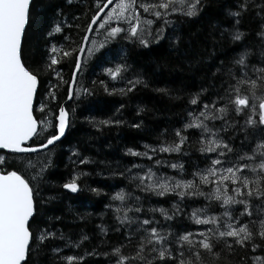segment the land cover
Here are the masks:
<instances>
[{
  "label": "trees",
  "instance_id": "obj_1",
  "mask_svg": "<svg viewBox=\"0 0 264 264\" xmlns=\"http://www.w3.org/2000/svg\"><path fill=\"white\" fill-rule=\"evenodd\" d=\"M143 1L149 5L159 3V0ZM97 2L33 0L30 26L26 28L24 37L27 65L35 68L42 64L52 45L63 46L65 50L81 46L90 18L98 10ZM240 2L200 0V10L191 17L183 14L187 10L169 11L171 13L163 18H156L152 14L153 25L147 47L140 45L136 39H125L126 33L119 34L83 63L77 82L82 88L89 89L90 94L82 92L77 96L74 93L73 98L68 100L67 84H62L51 89L56 94V100H50L48 89L56 85L57 80L55 76L43 79L36 94V118L51 120L57 105L66 102L70 125L64 139L48 149L51 150L50 160L43 166L41 163H31L32 166L24 173L26 179L36 176L31 186L39 193V227L56 234L38 251L35 250L37 246L33 245L34 251L28 264H67L61 257L68 255L83 256L84 259L78 264H115V256H105L104 253H111L113 247L127 243L128 236L133 237L134 245L145 234L140 229L143 220L154 221L153 226L166 234L170 241H174L183 232L198 231L205 227L192 222L193 210L204 209L203 213L219 216L226 210L222 202L208 200L201 195L179 198L174 193L158 196L143 191L142 186L138 187L140 181L136 177L152 169L161 177L195 180L199 184V179L194 178L193 173L205 170L213 159L218 158L216 153L200 151L202 136L207 139L211 133H215L216 139L223 140L233 149L225 157L233 161L237 155L250 152L257 143L260 133L251 128L241 131L244 116L234 111L217 119L204 120L210 132H204L203 128H183L185 124L191 123L188 113L196 116L205 104H211L213 98L223 95L224 89L233 83L225 73L228 69L238 72L239 66L232 62L245 48L250 53L247 70L250 71L253 65L264 66L261 63L264 40L257 35L262 30L261 24H264V11H261L264 0H249L248 10L238 26L244 35L241 41H233L234 18L228 13L237 11ZM179 3L181 0H175V4ZM165 19L169 21L167 25ZM57 23L61 25L62 31L49 36L52 26ZM111 24L127 27L125 23ZM160 28H163V34L157 40L156 30ZM104 32L99 30L102 42ZM65 36L69 39L65 40ZM77 54L73 53L61 60L57 68L68 83L71 82ZM117 64L126 65L127 70L120 79L112 80L103 69ZM135 78L141 79L142 83L127 91L131 87L128 81ZM100 81H104L107 86V93ZM113 89L116 91L113 92ZM120 89H125V92L121 93ZM201 89L205 91L201 92ZM196 93H200L197 104H191ZM41 105L46 106L42 115ZM215 107H219V104ZM106 119L120 123H99ZM178 129L187 138L181 144L180 151H159L161 144L168 146L179 142L175 135ZM43 139L41 133L28 144L36 145ZM145 145L149 147L146 149ZM128 148L135 152L147 151L148 155H130ZM1 155H7L9 161L13 160L8 152H1ZM85 158L87 162L81 164L80 161ZM172 164L181 167L173 168ZM19 167L5 164L0 169ZM74 173L79 177L77 182L80 186L76 193L62 187ZM121 190L125 199H113ZM200 191L210 192L211 186L200 185ZM173 205H176L179 214H174ZM126 208L127 213L124 211ZM135 208L141 211L135 212ZM159 208L166 209L172 219L166 220L160 212L153 211ZM230 211L234 217L240 216L237 223L257 222L264 217V210H261L259 201L255 199L250 207L251 216L247 213L241 216L243 206L239 204L230 206ZM125 215L128 219L122 220ZM32 226L36 227V221L32 222ZM85 236L87 239L82 240ZM252 243L261 247L253 249L251 243L244 248L235 246L231 255H222L215 264H252L255 257L264 258V241L257 237ZM53 248H59L60 252L54 253ZM124 251L127 254L131 248ZM153 264L160 262L154 261Z\"/></svg>",
  "mask_w": 264,
  "mask_h": 264
},
{
  "label": "snow or ice",
  "instance_id": "obj_2",
  "mask_svg": "<svg viewBox=\"0 0 264 264\" xmlns=\"http://www.w3.org/2000/svg\"><path fill=\"white\" fill-rule=\"evenodd\" d=\"M102 3L103 0H98V10L91 16L87 27L91 30L94 24H99L100 28L105 30L104 40L101 44H97L96 41L92 42L87 49L90 56L103 44L116 39L121 33H126L125 39H136L140 45L147 47L151 33H145L142 23L151 25L152 21H141L137 12V0H108V4L101 6ZM181 3L187 9L186 12H183V9L181 11L189 17L196 15L200 10V0H181ZM248 3L249 0H241L237 5V11L228 13L234 18L235 31L231 35L233 41H241L244 35L238 26L243 14L248 10ZM31 4L32 0H0V150H7L13 156V160L9 161L7 155H0V166L5 164L20 166L19 169H0V264H28V259L34 251L33 245L37 246L35 250L38 251L47 240L55 238L56 235L53 231L39 227L37 220L40 204L39 193L31 186L36 176L26 179L24 173L32 166L29 159L31 154L36 153L38 149H47L48 146H54L55 143L60 142L69 126V112L63 104H58L51 120L47 118L38 120L34 116L36 111L34 99L39 85L46 77H56V85H51L49 80L51 87L48 89V98L50 100H56V94L51 89L62 84H67L69 99L73 92L77 96L82 92L90 94V90L86 88L74 89L75 79L68 83L63 80L61 73L57 70L61 60L72 56L73 53L83 51V47L79 45L75 48L70 47L68 50H65L63 46L52 45L42 64L35 68L27 65L24 55V37L26 28L30 26ZM140 7L145 12L151 11L156 18L167 17L169 11L178 10L175 7V0H159L157 4H141ZM106 9L107 14L97 20V17H100ZM261 11H264V6H261ZM113 20L128 22L127 27L112 26ZM133 20L135 23H131ZM168 23L169 21L165 19V25ZM260 27L262 30L257 35L264 40V24ZM61 31L62 27L57 23L52 26L48 35L51 36ZM162 34L163 28L157 29L155 39H160ZM64 39L69 38L65 36ZM249 54L247 48L238 54V58L232 62L235 66H239L238 72L228 69L225 73L233 83H229L223 95L213 98L211 104H205L196 116L191 112L188 113L191 123L185 124L183 128H203L204 132H210L204 120L217 119L226 116L229 111H234L237 115L244 116L241 131L251 128L254 132L260 133L252 150L237 155L235 161L225 159L227 154L233 152V149L223 140L215 139L216 134L211 133L207 139L201 137L200 151L216 153L218 158L213 159L211 165L205 170L193 173L194 178L199 179V184L195 183V180L156 177L149 169L144 175L136 177L140 181L138 187L142 186L143 191H150L158 196H165L168 193H174L179 198L201 195L208 200L222 202V206L239 204L243 206L241 216L245 213L252 215L250 207L253 199L259 201V207L264 210V66L253 65L250 71L247 70ZM261 56V63L264 64V52ZM74 63L76 69L79 70L81 57L76 56ZM126 70V65L122 64L103 69L112 80L120 79ZM72 75L74 78L76 72ZM99 83L104 86V91L107 93L108 88L104 85V81ZM141 83L142 80L139 78L130 80L128 84L131 87L126 90L130 92L132 88ZM115 91L113 89V92ZM119 91L123 93L125 89ZM204 91L201 89V92ZM199 96L200 93L194 94L190 103L197 104ZM217 104L219 107H215ZM45 107L41 105V115ZM198 117H203V119ZM99 123L101 125L119 124L120 121L106 119ZM233 123L236 122L233 121ZM225 124L227 125V121ZM48 129L51 131H47ZM41 133L44 135L41 142L32 147L26 145V142ZM175 135L179 142L168 146L161 144L159 151H180L181 144L187 138L181 135L180 129L176 130ZM148 147L145 145L146 149ZM127 152L133 156L148 155L147 151L135 152L132 148H128ZM86 162L87 158L80 161L81 164ZM156 163L159 164L160 161ZM225 163L229 166L224 167ZM171 167L181 166L172 164ZM42 171L43 169L41 173ZM78 178L74 173L67 182L63 183L62 187L72 193L78 192L80 190ZM200 185H210L211 191L207 193L200 191ZM90 190L98 191L97 189ZM113 199L124 200L123 190L116 193ZM124 211L127 213L128 209ZM134 211L140 212L141 209L135 208ZM153 211L160 212L166 220L172 219L164 208ZM173 211L174 214H179L176 205H173ZM203 212L204 209L193 210L191 220L196 225L207 227L198 231L183 232L174 241H170L166 234H162L160 229L153 226L154 221L143 220L140 222V229L145 234L140 236L134 245L132 244L133 237L128 236L127 243L113 247L111 253H104V255L115 256V264H153L154 261L160 264H215L222 255L225 257L231 255L235 246L244 248L251 243L253 249L261 247L252 241L257 237L264 241V217L259 218L257 222L237 223L240 216L233 217L227 210L220 216L201 215L200 213ZM127 219V215L122 218V220ZM33 221H36L35 228L32 226ZM101 231L104 229L101 228ZM81 239L86 240L87 237ZM127 248H131V251L125 254L124 250ZM52 251L59 253L60 249L53 248ZM92 254L94 253H85V255ZM61 259L67 264H78L84 257L68 255ZM252 264H264V258L255 257Z\"/></svg>",
  "mask_w": 264,
  "mask_h": 264
},
{
  "label": "rangeland",
  "instance_id": "obj_3",
  "mask_svg": "<svg viewBox=\"0 0 264 264\" xmlns=\"http://www.w3.org/2000/svg\"><path fill=\"white\" fill-rule=\"evenodd\" d=\"M141 4H145V5H149V4H147V2H145L143 0H137V12H138V14H139V16L141 18V21L142 22L146 21V20L152 21L151 25H148L146 23H142V27H143V30L145 31V33H149V32H151L152 25H153L152 12L151 11L150 12H145L144 9L142 7H140ZM175 7L178 9L176 12H180L181 9L187 10V9H185L183 7L182 3L175 4ZM169 13H171V12H169ZM111 23H125L126 25L128 24V22H123V21L117 22L115 20H113ZM131 23H135V21L133 20V21H131ZM99 30H101L100 26H99V29L95 32L94 36L92 37L89 46L92 45L93 41H96L97 44H101L102 43V39L99 37ZM102 47H100L91 56L89 55V53L87 51V54H86V57H85V62L90 60L98 51L101 50ZM80 88H82L81 84L79 82H77L76 89H80ZM201 119H203V118H201ZM214 138L216 139V137H214ZM50 157H51V150H48V151H45V152L33 153V154H31L29 159H30L32 164L41 163V165L43 166V164H45L46 162H48L50 160ZM228 166L229 165L227 163L224 164V167H228ZM151 171H152V169H151ZM152 173H154L156 177H161V174L156 173L155 171H152ZM230 206H232V205H230ZM230 206H226V210L231 213ZM200 214L201 215H208V216H213V215L219 216V215L214 214V213H200ZM231 215L233 216L232 213H231ZM205 227H207V226L205 225Z\"/></svg>",
  "mask_w": 264,
  "mask_h": 264
},
{
  "label": "water",
  "instance_id": "obj_4",
  "mask_svg": "<svg viewBox=\"0 0 264 264\" xmlns=\"http://www.w3.org/2000/svg\"><path fill=\"white\" fill-rule=\"evenodd\" d=\"M32 2H33V0H32ZM104 4H108V0H106V1L103 3L102 6H104ZM31 5H32V4H31ZM109 7H111V5H109ZM106 13H107V9H106V11H105L104 13H101L100 17H97V20L102 19L103 16L106 15ZM98 29H99V24H94L91 30L87 29V32H86V34H85V37H84L83 42H82V45H81V47H83V51H82V52H78V54H77V56H80V57H81V68H80L79 70H77V69H76V66H75L73 72H76V76L73 78V75H72V78H71V82L73 81V79H75V84L73 85L74 89L76 88L77 79H78V76H79L80 71H81V69H82L83 63H84V61H85V57H86V54H87V51H88L87 49H88V47H89V44H90L91 38H92V36L94 35L95 30H98ZM72 74H73V73H72ZM71 82H70V83H71ZM74 93H75V92H73L72 97H71L70 99L68 98V100H71V99L73 98ZM35 101H36V97H35V99H34V104H35ZM63 105H64V107L66 108V102L63 103ZM66 110H67V108H66ZM34 116H35V113H34ZM35 117H36V116H35ZM69 125H70V113H69ZM68 128H69V126H68ZM68 128L66 129V133H67V131H68ZM66 133H65V135H64L63 137H61V140L64 139V137L66 136ZM32 139H33V138H31L30 141H31ZM61 140H60V141H61ZM30 141L26 142V145L29 146V147L35 146V145H30V144H28ZM57 143H58V142H57ZM55 144H56V143H55ZM51 147H53V146H48L47 149H38L36 153L43 152V151H47V150L50 149ZM1 152H7V150H0V153H1Z\"/></svg>",
  "mask_w": 264,
  "mask_h": 264
},
{
  "label": "flooded vegetation",
  "instance_id": "obj_5",
  "mask_svg": "<svg viewBox=\"0 0 264 264\" xmlns=\"http://www.w3.org/2000/svg\"><path fill=\"white\" fill-rule=\"evenodd\" d=\"M103 5V3L101 4V6Z\"/></svg>",
  "mask_w": 264,
  "mask_h": 264
}]
</instances>
